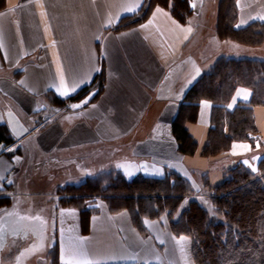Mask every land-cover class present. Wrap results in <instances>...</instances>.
Listing matches in <instances>:
<instances>
[{"label":"crops","instance_id":"1","mask_svg":"<svg viewBox=\"0 0 264 264\" xmlns=\"http://www.w3.org/2000/svg\"><path fill=\"white\" fill-rule=\"evenodd\" d=\"M143 1L0 0V115L5 119L4 111L13 109L28 127L17 140L20 144L0 152V196L12 202L3 209L16 208L25 199L18 186L41 177L42 172H33L34 165L96 145L124 154L116 167L126 177L161 178L175 172L198 196L208 194L205 180L210 186L220 184L238 159L249 167L246 156L257 150L258 159L252 158L256 172L264 156V106L254 108L258 132L253 141H234L229 150L206 156L213 103L202 100L193 116L182 103L190 86L223 54L224 45L232 43L217 36L215 10L205 13L206 0H191L194 13L182 23L168 9L155 7L143 23L115 31L120 18L138 11ZM237 6L238 26L264 17V0H237ZM130 7L136 10L127 11ZM101 60L106 80L97 99L91 101L94 88L51 116L36 118L50 102L48 91L62 98L74 94L92 82ZM17 68L18 81L12 75ZM251 96L250 89L238 87L228 108ZM181 109L197 143L192 155L179 150L172 133ZM32 195L58 198L43 201L42 208L19 204L6 216L5 231L12 225L11 230L34 227L48 249L57 245L61 264H194L191 239L175 236L165 216L144 218L141 233L130 212H112L103 197L87 199L86 207L95 211L82 212L60 205L58 192Z\"/></svg>","mask_w":264,"mask_h":264},{"label":"trees","instance_id":"2","mask_svg":"<svg viewBox=\"0 0 264 264\" xmlns=\"http://www.w3.org/2000/svg\"><path fill=\"white\" fill-rule=\"evenodd\" d=\"M155 7L168 9L185 23L194 13L191 0H144L138 11L124 15L114 25L115 31L132 28L146 21ZM237 0H219L215 30L221 40L247 46L264 45V19L256 18L244 26L237 25ZM21 74V70H20ZM106 80L105 63L91 83L74 94L62 98L53 91L47 96L51 106H66L80 101L96 89L91 101L98 98ZM238 87L251 90V99L239 101L232 109L228 102ZM213 103L210 136L203 148L206 156H215L230 149L234 141H253L258 132L254 108L264 106V58L221 55L186 91L182 103L191 116L202 100ZM182 104V105H183ZM182 109L172 122V133L179 150L194 154L197 143L190 135ZM15 137L7 123L0 124V152L14 143ZM98 177L66 185L59 203L75 206L82 212L90 197H103L112 212L127 210L134 226L145 232L144 218L165 216L175 236H187L192 242L194 264H264V156L258 161L256 172L241 162L233 164L222 182L208 187V194L194 195L187 181L175 172L161 178L126 177L120 171L103 184ZM9 196H0V208L10 205ZM51 264H61L58 247H53Z\"/></svg>","mask_w":264,"mask_h":264},{"label":"rangeland","instance_id":"3","mask_svg":"<svg viewBox=\"0 0 264 264\" xmlns=\"http://www.w3.org/2000/svg\"><path fill=\"white\" fill-rule=\"evenodd\" d=\"M218 1L219 0H206L202 11L213 14L215 10L216 13ZM222 55L233 57L264 58V45L247 46L236 42H232L227 45L226 43L224 45ZM20 70L21 68H17V70L12 74L16 81H18L21 76ZM45 106L46 108L43 109V112L38 113V117L36 116L37 119L51 116L58 108L51 106L50 102L49 104L48 102H45ZM0 119L1 121L5 120L2 113L0 115ZM255 135L256 134H254V136ZM20 139L15 138L14 142L18 145L20 143H17V140ZM261 147L264 154V144H262ZM123 155V153H116L115 147L96 145L82 148L74 154H64L62 155V158L60 157V160L47 162L45 165L42 163H37V165H34L33 172L36 174L42 172V175L40 178H38V175L32 177L34 180L28 183L26 182L22 187L18 186V190L24 189L23 192L26 196L22 197L25 199H22L16 203V208L19 206V204L29 205V202L31 205H40L42 208L43 201L46 200V202L49 203V201H51L50 199L53 197L58 198L56 195L52 196V194L62 190V188H64L66 185L79 184L85 181L88 177H98L97 180H100L103 184H106V181L110 179L111 175H116L117 171L119 172L116 167V160ZM256 155H258L257 150L254 151V153H250L249 156H246V158L249 159L248 165L251 170L255 169V160L252 158ZM256 158L258 159V157H255V159ZM239 161L240 159H238L235 164L239 163ZM40 192L51 194L52 197L47 200V197L32 195ZM100 197L101 196H94L90 198L99 199ZM59 198H61V195ZM9 201L11 202V199ZM16 208L11 207V209H3L2 207L0 209L1 232H5V226H7L6 216L8 214L10 215ZM24 209L25 208L23 207L21 214L24 213ZM40 211V208H38L37 212ZM12 226H8L9 232H6L7 242L1 252V264H50L48 261L52 258L53 248L48 249L46 244L47 241H41L42 237L40 234H38V232H35V228L31 226L23 229L22 227L17 226L14 230H11L14 228Z\"/></svg>","mask_w":264,"mask_h":264},{"label":"water","instance_id":"4","mask_svg":"<svg viewBox=\"0 0 264 264\" xmlns=\"http://www.w3.org/2000/svg\"><path fill=\"white\" fill-rule=\"evenodd\" d=\"M4 115L7 126L10 132L12 133V135L16 139L22 138L28 132V127L25 125V123L22 121V119L17 115V113L13 109L5 110ZM6 236H7L6 231L1 232L0 230V257H1V252L7 242ZM0 264H1V258H0Z\"/></svg>","mask_w":264,"mask_h":264},{"label":"snow or ice","instance_id":"5","mask_svg":"<svg viewBox=\"0 0 264 264\" xmlns=\"http://www.w3.org/2000/svg\"><path fill=\"white\" fill-rule=\"evenodd\" d=\"M135 10H136L135 7H130L127 9V11H130V12H134ZM158 11H160V10L158 9ZM261 19H264V17H261ZM64 94L67 95V93H64ZM237 95H240V92H238ZM72 107H79V105H73ZM229 107H232V105H229ZM243 147L248 148L247 145H244ZM245 163H248V161H245ZM253 170L255 171V169H253ZM181 239H183V238H181ZM68 264H73V262L69 261ZM76 264H93V262L84 261V262H76Z\"/></svg>","mask_w":264,"mask_h":264}]
</instances>
